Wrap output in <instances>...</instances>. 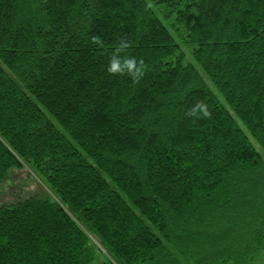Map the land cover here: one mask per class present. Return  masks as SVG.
<instances>
[{"label": "trees", "instance_id": "obj_1", "mask_svg": "<svg viewBox=\"0 0 264 264\" xmlns=\"http://www.w3.org/2000/svg\"><path fill=\"white\" fill-rule=\"evenodd\" d=\"M25 166L0 264H264V0H0V183Z\"/></svg>", "mask_w": 264, "mask_h": 264}, {"label": "rangeland", "instance_id": "obj_2", "mask_svg": "<svg viewBox=\"0 0 264 264\" xmlns=\"http://www.w3.org/2000/svg\"><path fill=\"white\" fill-rule=\"evenodd\" d=\"M49 192L45 180L37 176L30 166L20 167L0 183V205L15 203L25 197H32ZM95 264H98L96 262Z\"/></svg>", "mask_w": 264, "mask_h": 264}, {"label": "clouds", "instance_id": "obj_3", "mask_svg": "<svg viewBox=\"0 0 264 264\" xmlns=\"http://www.w3.org/2000/svg\"><path fill=\"white\" fill-rule=\"evenodd\" d=\"M93 44L100 43V40L98 37H93L92 39ZM128 45H122V48L127 47ZM121 49H117V52H119ZM141 66H143V61L140 62ZM125 69L128 71L129 74H132L134 78L136 77V72H139L140 70L136 68V61L135 59H125L123 62L117 57L113 56V58L110 61V66L107 69L110 73H120L123 74ZM135 70V71H134ZM142 74V73H141ZM189 114H195L194 112ZM204 115L207 116L209 113L205 110Z\"/></svg>", "mask_w": 264, "mask_h": 264}]
</instances>
